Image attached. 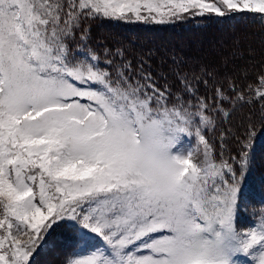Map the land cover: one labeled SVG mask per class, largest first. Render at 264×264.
Instances as JSON below:
<instances>
[{"label": "snow or ice", "instance_id": "snow-or-ice-1", "mask_svg": "<svg viewBox=\"0 0 264 264\" xmlns=\"http://www.w3.org/2000/svg\"><path fill=\"white\" fill-rule=\"evenodd\" d=\"M237 16L264 23V0H0V264H35L57 229L62 264H264V56L90 32Z\"/></svg>", "mask_w": 264, "mask_h": 264}, {"label": "trees", "instance_id": "trees-1", "mask_svg": "<svg viewBox=\"0 0 264 264\" xmlns=\"http://www.w3.org/2000/svg\"><path fill=\"white\" fill-rule=\"evenodd\" d=\"M99 20H93L90 24L93 43L98 39H105L111 45L115 41L121 40L138 51L152 49L158 53L164 51L175 53L179 57L190 60L200 59L205 62H218L220 55L227 54L235 46V42L239 41V47L245 52V59L237 63H245L251 59L257 69L260 67L261 57L264 56V23L258 19L240 16L231 19L189 18L174 24H157L150 28L140 26L136 36H134L135 30H126L121 27L122 25L113 21L112 24L106 26L108 30L104 33L100 30ZM107 21L110 22L111 20ZM103 28L102 26L101 29ZM223 34L226 35V39L221 38ZM256 37H260L259 40ZM220 39L221 44L219 43ZM207 41H210L213 47L200 51L195 45L197 42L204 44ZM168 42L170 47L167 45ZM249 48L254 50L252 57L247 55ZM248 111L249 109L245 107L244 112ZM257 115L258 113L254 114V119ZM239 118V115L234 118L233 125H235V120ZM261 164L262 162L258 161L257 167L264 175V167ZM61 254L63 261L64 251H61Z\"/></svg>", "mask_w": 264, "mask_h": 264}, {"label": "rangeland", "instance_id": "rangeland-1", "mask_svg": "<svg viewBox=\"0 0 264 264\" xmlns=\"http://www.w3.org/2000/svg\"><path fill=\"white\" fill-rule=\"evenodd\" d=\"M107 20L110 21V19H100L99 20V22L101 24L100 30H102L104 33H106V31L108 30V28H106V26L112 24L113 22H115L119 25H122L121 27L126 29V30H131V29L135 30L134 36H136V34H138L137 30L140 26L143 28H150V27L157 25V23H144V22L126 23V22L117 21V20H111L110 22H108ZM103 21H105V22H103ZM181 21H183V20L174 21L171 23L160 24V25L174 24V23L181 22ZM91 22H93V21H90V24H92ZM102 26L104 27L103 29H101ZM221 38L226 39L227 37H226V35L223 34V35H221ZM259 38L260 37H256L257 40H259ZM221 42L222 41L220 39L219 43L221 44ZM167 45H168V47H170L169 42L167 43ZM195 45L198 47V49L200 51H202L203 49H206V48L213 47L211 45L210 41H207V43H204V44H200L199 42H197V44H195ZM250 187H251L252 194L255 196V198L257 200L264 198V175L260 172L258 167H257L256 171L254 172L251 180H250ZM239 222L242 226H246L248 224V216L246 214H241L239 217ZM50 240L59 244L60 247H57V248H55V250L50 251V252L46 251V252L42 253L41 255L37 256L35 264H60L62 261L61 251H64V254H63V259H64L66 252L68 250H70V243L65 238V235L62 232V230L60 231V229H57L53 233ZM58 256H60V257H58Z\"/></svg>", "mask_w": 264, "mask_h": 264}]
</instances>
